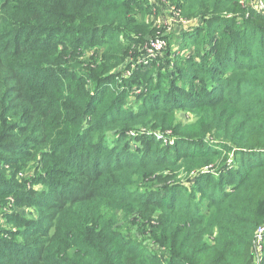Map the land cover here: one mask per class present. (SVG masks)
<instances>
[{"label": "trees", "instance_id": "trees-1", "mask_svg": "<svg viewBox=\"0 0 264 264\" xmlns=\"http://www.w3.org/2000/svg\"><path fill=\"white\" fill-rule=\"evenodd\" d=\"M150 1L195 47L165 81L122 72L164 33ZM11 200L37 219L10 218ZM1 214L16 226L0 225V264H264V14L241 0H0Z\"/></svg>", "mask_w": 264, "mask_h": 264}, {"label": "rangeland", "instance_id": "rangeland-1", "mask_svg": "<svg viewBox=\"0 0 264 264\" xmlns=\"http://www.w3.org/2000/svg\"><path fill=\"white\" fill-rule=\"evenodd\" d=\"M242 3L244 4H250V5H255L257 10H260V8L262 7L261 4H264V0H241ZM254 1H256L257 3H254ZM143 1V5L145 4ZM149 5L151 6L152 10H151V15L148 18L149 22H154L156 28H159L161 30L164 31V33L161 35L160 39H165L166 43H160V47L156 48V49H151L149 50V46L145 48V53L142 55V57L140 58V61L135 64L136 66L130 70V69H126L125 71H122L124 74H126V77H130L133 73V70L136 68H146V70H152L154 73L152 74V76H154L153 78H157L155 76H162L160 75L161 73H164L165 70H167V68L170 67H186L188 64L184 63L183 60L188 59V56H191L194 52H195V47L191 44V39H186V37H181L177 35H173V32L170 29V24L174 23L177 21V17L174 16V10L171 8H164L163 6H159L156 5L155 1H150ZM171 34L173 35V38L170 41H167ZM162 36L164 37H168V39L166 38H162ZM156 40V39H155ZM154 40V41H155ZM173 41V42H172ZM183 44V45H182ZM183 46V47H182ZM192 47L194 48V52L192 50ZM182 49V50H181ZM169 50V51H168ZM150 51V53H149ZM171 51V53H170ZM155 53V54H152ZM87 56H80V60L79 61H86L87 60ZM198 60V57L195 56L194 61ZM155 65V68L153 67V65ZM160 66V67H159ZM189 68V67H188ZM164 76V77H163ZM163 81H165L167 75L163 74ZM172 80V81H171ZM171 80H168L167 82H164L161 85V91H163L164 93V97L168 96L169 94V87L172 86L175 82L176 79L175 77ZM184 84H186L184 82ZM185 86V85H183ZM135 92V93H134ZM133 94H136L138 96L133 97ZM147 94H149L148 89L145 87V84L140 87H134V91L131 94L132 96H130V98H128V100L126 101V103H128V107H139L140 106H144V102L145 99L147 97ZM144 97V98H143ZM136 98V99H135ZM167 98V97H166ZM166 98H164V101L166 100ZM127 109V108H126ZM193 115L185 112V111H180L177 113V119L180 121H184L185 123H192L191 121L193 120ZM195 119V117H194ZM162 136H159V138H161ZM132 140V139H130ZM131 150H136L137 146H139V144H136L135 142L131 141ZM164 147H172L175 143L172 140L166 139L164 141ZM189 148V147H186ZM194 147L191 148V150H193ZM171 175L170 173H158V175ZM200 174H204L200 173ZM185 175H183L182 173L178 175L177 179L180 181L185 180ZM189 189L192 188V184L188 186ZM199 196V195H198ZM206 203H204L205 206ZM205 207H203L204 209ZM2 212H5L6 214H8L10 216V218H12V215L14 214H19L22 217L28 219V220H36L37 216H36V209L33 207H30L26 204L23 205H18V203H16V201L11 200V203L9 205H4V207L2 206ZM10 218H6V216H3L2 214L0 215V225L3 229L6 228H13L16 225L12 222V219ZM122 224V223H121ZM262 251L260 252V254L262 252H264V242H263V246H262ZM260 263V260L258 261V264Z\"/></svg>", "mask_w": 264, "mask_h": 264}, {"label": "built area", "instance_id": "built-area-1", "mask_svg": "<svg viewBox=\"0 0 264 264\" xmlns=\"http://www.w3.org/2000/svg\"><path fill=\"white\" fill-rule=\"evenodd\" d=\"M260 5H262V7L260 8V11L264 14V4L260 3ZM160 43L165 44L166 40L165 39H156L155 41H153L150 44L149 50L156 49V48L160 47V45H161ZM149 53H150V51H149ZM152 54H155V53H152ZM263 242H264V226L262 228H260V230L258 232V236L256 238V242H255L256 249H257L256 251L258 253L257 257H259V259H260L259 254L262 251L261 249H262V246H263Z\"/></svg>", "mask_w": 264, "mask_h": 264}, {"label": "crops", "instance_id": "crops-1", "mask_svg": "<svg viewBox=\"0 0 264 264\" xmlns=\"http://www.w3.org/2000/svg\"><path fill=\"white\" fill-rule=\"evenodd\" d=\"M254 3H256L255 1H254ZM253 5V4H252ZM256 4H254V6H255Z\"/></svg>", "mask_w": 264, "mask_h": 264}]
</instances>
